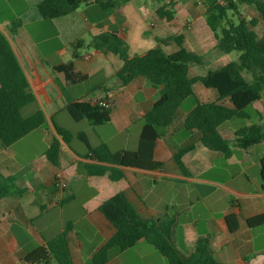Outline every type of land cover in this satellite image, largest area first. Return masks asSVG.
Returning <instances> with one entry per match:
<instances>
[{
	"label": "crops",
	"instance_id": "crops-1",
	"mask_svg": "<svg viewBox=\"0 0 264 264\" xmlns=\"http://www.w3.org/2000/svg\"><path fill=\"white\" fill-rule=\"evenodd\" d=\"M40 1L0 0V31L9 41L36 98L30 112L42 110L48 124L46 129L35 130L10 147L0 141V172L13 180L14 190L12 195L0 199V264H27L22 260L26 254L67 228L74 264H91L96 253L116 234V228L99 207L120 192L144 219L176 216L173 240L182 253L192 254L198 238L206 237L221 264H264V227L252 229L247 224L248 219L264 214L260 175L264 141L248 150L234 148L228 159L208 150L200 143L199 133L182 129L194 104L187 111L180 108L165 135L157 141L154 158L164 163L162 170L101 163L119 168L124 177L112 181L109 171L104 176H89L84 165L96 162L86 158V147L71 145L75 137L84 133L92 147L105 143L114 152L137 151L143 117L159 99V90L143 78L118 87V72L123 67L118 56L85 48L80 50L82 57L74 59L73 44L84 40L86 46L100 32H117L128 43L130 58L142 56L157 47L156 39L182 35L176 17L166 21L156 14V9L168 1L157 4V0H150L144 6H136L134 0H129L110 14L96 4L82 5L74 13L52 20H44L37 14L36 5ZM195 5L187 7L189 12ZM242 16L246 21L258 18L255 9L249 6L243 8ZM205 26L203 33L207 37L206 19ZM260 26L264 24L259 22L256 27ZM131 36L134 45L129 41ZM70 62L76 72L88 76L86 81L67 85L64 74L55 71V67ZM204 93L198 98L217 99L216 92ZM105 97L113 105L109 121L102 126L75 122L70 116L57 119L67 112L66 106L71 102ZM255 111L258 118L264 115V98L262 103L255 104ZM54 123L72 136L69 145L61 140L58 166L45 155L53 138L58 137ZM227 123L219 131L225 139L233 141L237 129L225 126ZM81 125L86 128H79ZM28 139H36L43 149L38 151L39 146ZM190 144L195 149L183 157L191 174L186 176L178 169L174 154L177 147ZM58 176L65 182L64 188L62 181L56 180ZM229 215L238 219L239 229L235 233L229 231L226 221ZM106 264H167V261L141 240L130 249L116 252Z\"/></svg>",
	"mask_w": 264,
	"mask_h": 264
},
{
	"label": "trees",
	"instance_id": "trees-1",
	"mask_svg": "<svg viewBox=\"0 0 264 264\" xmlns=\"http://www.w3.org/2000/svg\"><path fill=\"white\" fill-rule=\"evenodd\" d=\"M129 0H42L36 5L37 14L44 20H52L74 13L82 5L96 4L110 14ZM160 4L161 0L156 1ZM252 7L258 18L246 21L240 12L243 7ZM170 3L156 9L157 16L166 21L174 18L169 10ZM232 11L238 15V22H230L227 27L222 23L226 13ZM206 24L216 40L217 48L223 53L239 52L237 61L228 62L205 75L190 76L192 64L201 65V57L184 46L183 37L170 36L156 39L157 47L142 56L130 58L128 43L117 32H100L92 36L85 46L84 40L73 44V58H81L80 50L93 48L103 53L109 52L118 56L123 62L118 78L122 81L118 87H125L137 78H143L151 87L159 90V99L143 117V127L137 151L114 152L101 143L92 147L86 134L77 137L87 148L86 158L95 161L84 165L89 176H104L109 171L112 181L124 177L119 168H109L101 163L120 167H131L142 170H162L164 163L156 161L154 150L173 123L182 104L193 98L195 106L183 121L182 129L187 133L200 134V143L210 151L221 153L226 159L233 156L234 148L248 150L264 141V115L259 121L235 131L233 141L225 139L219 127L234 118L248 119V109L262 103L264 92V32L258 34L254 28L259 22L264 24V3L259 0H221L207 8ZM176 44L178 49L170 54L164 47ZM63 73L67 85H77L87 80L88 76L76 72L73 62L55 67ZM244 72L251 73L249 81ZM201 83L205 88L214 90L217 99L203 101L195 93L194 85ZM103 99L109 107L100 105ZM36 98L25 73L17 60L12 47L0 31V141L10 147L19 140L38 129L48 127L45 115L38 109L29 117L23 116V109ZM113 102L108 97L102 99H82L71 102L66 111L75 122L88 121L98 127L109 121ZM58 137H54L45 155L54 165H59L61 140L70 144L71 134L54 123ZM195 149L194 144L177 147L174 161L186 176L183 157ZM261 187L264 191V160L261 164ZM13 180L5 178L0 172V199L14 193ZM99 211L116 228V234L91 260V264H106L116 252L125 251L139 241L156 249L167 261V264H221L214 256L210 241L206 237L198 238L195 251L186 255L182 253L173 240V230L177 217L166 215L159 220H147L140 216L127 196L120 192L103 202ZM229 231L239 229L236 215L226 217ZM250 228L264 227V214L247 220ZM68 230V228H67ZM66 230V231H67ZM63 232L47 241L22 260L27 264H74L67 239Z\"/></svg>",
	"mask_w": 264,
	"mask_h": 264
},
{
	"label": "rangeland",
	"instance_id": "rangeland-1",
	"mask_svg": "<svg viewBox=\"0 0 264 264\" xmlns=\"http://www.w3.org/2000/svg\"><path fill=\"white\" fill-rule=\"evenodd\" d=\"M170 3V8L174 12V17L180 22L181 26V33L184 41V46L192 51L198 54L202 59V64H192L190 67V76H197V75H205L207 71L214 70L228 62L231 61H237L239 58L240 53L239 52H231V53H223L221 52L217 46H216V40L213 33L210 31V29H207L209 34L206 37L204 35V30L207 28L205 26V19L208 14L207 8L212 6L215 3L220 2L221 0H165ZM264 3V0H259ZM134 5L136 6H144L145 3L150 2V0H134ZM196 3L195 7L193 8L192 12H189L188 6L193 7V3ZM180 5V6H179ZM177 6L179 8V13H177ZM244 8V7H243ZM243 8H241L240 12L242 13ZM247 13V12H246ZM195 18H198L195 20ZM239 16L232 13V11H228L226 13L225 19L222 23V26L227 27L230 22L236 23L238 22ZM256 31L258 34H262L264 31V27H256ZM199 37L200 39H197ZM129 41L131 45L135 44V39L133 36L129 38ZM165 53L170 54L174 52L177 48V45L174 44L171 47H164L163 48ZM244 76L250 81L252 79L251 73L244 72ZM194 89L198 97H202L205 95L204 92H214L211 89L205 88L201 83H197L194 85ZM207 90V91H206ZM216 94V93H215ZM263 98H264V92H263ZM194 99L188 98L183 104L181 109L184 111H187L191 109V107L194 106ZM33 105L27 106L23 109V116L29 117L32 112H30V108ZM249 118L248 119H239L234 118L230 121H227L228 123L225 126H232L234 129H239L248 125H251L253 123L258 122V115L255 111V105L251 106L248 109ZM65 116L69 118V115L67 112H64L58 116V121L63 119ZM79 128L85 129L83 125H81ZM28 142H32L37 144L38 151L40 149H43L42 145L36 140V139H28ZM78 144L80 146L86 147L83 142H81L78 138H74L72 140L71 145Z\"/></svg>",
	"mask_w": 264,
	"mask_h": 264
},
{
	"label": "built area",
	"instance_id": "built-area-1",
	"mask_svg": "<svg viewBox=\"0 0 264 264\" xmlns=\"http://www.w3.org/2000/svg\"><path fill=\"white\" fill-rule=\"evenodd\" d=\"M100 105L105 107V108L109 107V104L107 102H100ZM56 180L57 181H62L61 177H59V176L56 177ZM61 185H62L63 188L66 186L65 182H63V181L61 182Z\"/></svg>",
	"mask_w": 264,
	"mask_h": 264
},
{
	"label": "water",
	"instance_id": "water-1",
	"mask_svg": "<svg viewBox=\"0 0 264 264\" xmlns=\"http://www.w3.org/2000/svg\"><path fill=\"white\" fill-rule=\"evenodd\" d=\"M118 83H120V84H121V83H122V81H121L120 79H118Z\"/></svg>",
	"mask_w": 264,
	"mask_h": 264
}]
</instances>
